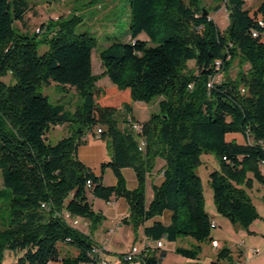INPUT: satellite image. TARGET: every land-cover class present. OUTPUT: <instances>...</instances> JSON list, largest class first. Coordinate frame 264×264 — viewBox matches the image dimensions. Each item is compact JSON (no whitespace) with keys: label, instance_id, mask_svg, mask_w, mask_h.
<instances>
[{"label":"trees","instance_id":"1","mask_svg":"<svg viewBox=\"0 0 264 264\" xmlns=\"http://www.w3.org/2000/svg\"><path fill=\"white\" fill-rule=\"evenodd\" d=\"M36 1L51 0H0V169L12 194L10 224L0 228V261L9 249L17 264H87L95 242L64 212L96 227L103 216L90 196L126 199V222L135 232L170 211L168 224L155 221L145 226V234L170 242L192 237L197 246L176 251L198 259L202 244L216 239L197 172L204 152L220 161L221 168L209 179L217 211L249 227L259 213L246 184H264V25L259 23V18L264 22V0L254 10L246 7L247 0H221L229 18L225 28L203 0H130L129 39L108 42L99 52L115 85L114 93L102 99L93 70L96 37L76 31L81 22L77 15L28 31ZM142 34L148 39H140ZM237 56L248 71L209 87L218 72L215 62L221 61L219 71L225 72ZM53 82L76 90L81 102L75 111L63 100L53 104L40 91ZM156 98L159 111L143 124L142 133L135 132L130 123L134 102ZM56 125H67L69 134L51 143L49 133ZM95 127L109 138L111 149L100 175L78 157L85 135ZM231 133L242 134L246 142L228 139ZM141 136L146 138L144 149L139 148ZM157 158L164 160L163 180L152 185L147 203V179ZM128 166L138 180L133 189L123 174ZM107 168L115 174V184L103 182ZM157 249L158 254H142V264H166L167 250ZM224 260H233L227 245L219 248L215 263Z\"/></svg>","mask_w":264,"mask_h":264},{"label":"rangeland","instance_id":"2","mask_svg":"<svg viewBox=\"0 0 264 264\" xmlns=\"http://www.w3.org/2000/svg\"><path fill=\"white\" fill-rule=\"evenodd\" d=\"M129 1L130 0L36 1L33 4L37 11V14L35 15L33 13H30V25L28 26V31L35 33V28L40 26L41 23L47 22L52 19L57 20V18H67L71 15L79 16L81 18V22L77 26L76 31H88L97 39V45L93 49V67L94 74L98 77L97 84L100 85L103 90L100 98L102 99V97L106 96L107 94L114 93L113 90L115 85L110 81L105 73V68L100 59L99 52L104 47H106V44L108 42L114 41L115 39L121 41H127L129 39ZM262 1L263 0H247L246 7L254 10V8H256ZM217 4H221V7L218 11H215L213 8ZM203 5H205L210 10V15L216 20L221 28H225L228 25V11L225 4L221 0H203ZM140 39L144 40L148 39V37L145 34H142L140 36ZM150 44L153 43L150 42ZM43 49L44 47H41L40 52H42ZM192 63L193 62H190L191 65ZM248 68L249 65L245 63L240 56H237L232 61L231 66L226 69L225 72H223V78L225 76H228L233 80H237L239 79L242 72L246 73L248 71ZM5 80L10 82L12 80L11 76L5 77ZM40 91L44 95H46L53 104H57L59 103V101L63 100V102L67 106V109H71V111H75L81 102V99L74 88L69 86L62 87L57 85L55 82H53L50 86L41 87ZM159 99L160 98H156L150 103L136 101L135 107H139L140 109L139 111L136 110V115L131 116L133 122L141 124L143 126V124L150 119L152 113L159 111ZM139 104L141 105L139 106ZM140 113L147 115L148 119L141 120L140 115L142 116V114ZM119 125H124L121 118L119 119ZM97 129L98 128L95 127L93 131L87 132V134L85 135L86 141L82 143L78 148V157L97 175H100L102 174L101 162L110 157L111 149L109 138H102L97 132ZM68 134L69 128L67 125H56L52 127L49 133V141L51 143H56L59 139L67 136ZM228 139L246 142V138L241 137V135H239L237 139L234 137V134H229ZM160 159L161 158L156 159L155 167L152 172L158 169H163V166L161 167L159 163ZM220 168V161L218 160L217 156L211 152H204L201 155V163L197 167V172L202 178L205 209L211 216V219H215L218 224L213 227L212 234L220 242L221 245H227L228 247L233 249V260H224L222 262H224V264H264V184L255 181L253 183V186L250 188L246 184V188L252 198V202L255 204L257 212L259 213L258 218L249 227H243L239 224H234L229 220L228 217L217 211L214 192L210 185V173ZM261 169L264 172V165L261 166ZM124 171L125 172L123 174L127 175L125 176V179L127 187L129 188V186L136 182V177H131L130 173L133 172L131 167H125ZM116 180L117 178L113 171L110 168H107L103 174V182L106 185H111L113 183H116ZM90 199V201L93 202L96 208L102 206L105 209V206H107L105 205V201L102 199L93 198L92 196H90ZM11 200V191L3 184V176L0 169V228H6L10 224ZM111 201L112 205H108L109 207H111V209L124 207L122 203L126 204L125 202H127L126 199L123 198H113L111 199ZM127 204L126 207L129 208ZM125 217H127V215L124 212H121L111 218H118L119 224L123 226V228H125L126 225L122 223V219ZM85 220L86 218H80V223L76 227L81 230L83 229V231L86 233L88 231L86 229L89 226L84 225ZM98 226L99 222L97 223L95 229ZM113 226H115V224ZM133 232H135L134 229ZM116 233L114 232V229H111V231L108 232V236L111 237L114 234L116 235ZM95 235L98 241L103 240V234L97 232ZM122 238H125V236L121 234V231H118L117 239ZM242 240H244V245L240 244ZM133 245L139 244H132L129 247V250ZM197 245L198 242L189 236H182L175 242L165 240V249L167 250V255L163 260L164 263L216 264L215 261L217 256L215 255L210 242H205L202 244V250L199 254V258L196 260L189 259L176 251V248L179 246L194 248ZM251 249H258V252L253 253ZM241 252L243 253V255L239 256V253ZM115 256L116 257L114 258L109 257L107 252H105V259L109 262V264H142L140 258H137L133 261H125L122 256ZM0 264H17V255L14 251L5 249Z\"/></svg>","mask_w":264,"mask_h":264},{"label":"crops","instance_id":"3","mask_svg":"<svg viewBox=\"0 0 264 264\" xmlns=\"http://www.w3.org/2000/svg\"><path fill=\"white\" fill-rule=\"evenodd\" d=\"M256 8H254V9H256ZM93 70H94V67H93ZM159 101H160V99H159ZM140 105L141 104H139V106ZM139 109H140L139 107H137V108L135 107V102H134L132 115L133 116L136 115V112H137L136 110L139 111ZM140 114H142V113H140ZM140 119L141 120H146V119H148V116L145 115V114H142V116L140 115ZM233 134H234V137L237 138V139H238V136L239 135H241V137L244 138V136L242 134H239V133H231L230 135H233ZM85 141H86V139H85ZM237 141L240 142V143H244V141H239V140H237ZM159 163H160V166L161 167L164 166V160L163 159H160L159 160ZM132 171L133 172L130 173L131 174V177H134L135 176L136 177V182L133 183L131 186H129L130 189L135 188L137 186V184H138V180H137L136 173H135V171L133 169H132ZM124 172L125 171L123 169V173ZM162 174H163L162 169H158L156 171L151 172L148 175V179H147V203H149L151 201L152 196H153L152 185L153 184H160L162 182V180H163V175ZM124 176H127V175L125 174ZM113 184H115V183H113ZM93 198H95V197H93ZM119 198H122V197H119ZM125 203L127 204V202H125ZM126 204L122 203V205L125 208L124 207H121V208H118V209H111V207L108 206V205H112V201L110 203H108L107 201H105V205H107V206H105V209L102 206L96 208L94 206V204H93L94 209L97 212H100V214L103 216V220L99 222V226L96 229H95V227H92V223L90 222V220L86 219L84 221V225L85 226H89L86 229V230H88L86 233L94 240L95 244H100L101 242L107 240V246H106L107 249H106L105 252H107V254H108L109 257H113L114 258V257H116L115 255L123 256V254L129 250V247L132 244H139V245H141V244H143L146 241H154L153 238H151V237H149V236H147L145 234L144 228H145L146 225H152L155 221H162L165 224H168L170 222L171 212L170 211H165L162 215L156 216L155 218H152V219L148 220L144 225H141L138 228L137 232H133V227L131 226V224H129L128 222H126V220L129 219V215H130V210H129V208L126 207ZM127 206L129 207V204H127ZM121 212H124L127 215V217H125V218L122 219V223L126 225L125 228H123V226H121L119 224L118 218H116V219L111 218V217H113L116 214H119ZM212 221H214L217 224V222H216L215 219H212ZM114 224H115V226H113ZM111 229H114V232L115 233H116V231H117V233H118V231H121V234L123 236H125V238L117 239V233H116V235L115 234L114 235L112 234L113 236H111V237L108 236V232L111 231ZM97 232L100 233V234H103V240L102 241H98V239H97V237L95 235ZM165 240L166 239L163 238L164 249H165ZM172 242H175V241H172ZM210 245H211V243H210ZM221 246H223V245L220 244L219 247L215 248V247H213L211 245V247H212V249H213V251H214V253H215L216 256H217L218 250H219V248ZM154 250L155 251L157 250V254L159 253V249L154 248ZM231 250L233 251L232 248H231ZM241 251H243V250H241ZM53 264H58V263H53Z\"/></svg>","mask_w":264,"mask_h":264},{"label":"built area","instance_id":"4","mask_svg":"<svg viewBox=\"0 0 264 264\" xmlns=\"http://www.w3.org/2000/svg\"><path fill=\"white\" fill-rule=\"evenodd\" d=\"M259 23L261 25H264L263 19L259 18ZM254 35H257L256 32H254ZM216 65V70H218V72H216V74L211 78V80L208 83L209 87H212L215 83H219L223 80V72L219 71L222 67V62L221 61H216L215 62ZM192 87V85H190ZM132 124V128L134 131H137L138 133H142L143 132V126L141 124L135 123L133 122V120H131L130 122ZM102 131V129L98 128L97 132L100 134ZM146 146V138L144 136H141L140 141H139V148L140 149H144ZM88 185H91V181L88 180ZM108 203L111 202L107 201ZM42 206H46L45 204H43ZM64 218L66 220H68L72 225L77 226L80 223V218L79 217H75L73 216L70 212H64ZM212 226H216V223L214 221H212ZM106 241H104L101 244H95L94 248L92 249V251L89 253L91 260L87 263V264H109V262L105 259V251H106ZM241 245H244V240H242L240 242ZM211 245L215 248L220 246V243L217 239H214L211 241ZM164 247V242L163 240H159V241H146L141 245H133L131 247L130 250H128L127 252H125L123 254V259L125 261H133L137 258H140V256L142 254L145 253H149L150 251H153L154 248H162ZM251 251L253 253H257L258 249H251ZM48 264H51V262H49ZM239 264V263H238Z\"/></svg>","mask_w":264,"mask_h":264}]
</instances>
